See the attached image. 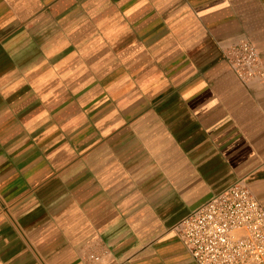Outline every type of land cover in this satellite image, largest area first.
Segmentation results:
<instances>
[{
  "label": "crops",
  "instance_id": "obj_1",
  "mask_svg": "<svg viewBox=\"0 0 264 264\" xmlns=\"http://www.w3.org/2000/svg\"><path fill=\"white\" fill-rule=\"evenodd\" d=\"M241 40L264 69V0H0V264H195L182 217L236 182L264 208Z\"/></svg>",
  "mask_w": 264,
  "mask_h": 264
},
{
  "label": "built area",
  "instance_id": "obj_2",
  "mask_svg": "<svg viewBox=\"0 0 264 264\" xmlns=\"http://www.w3.org/2000/svg\"><path fill=\"white\" fill-rule=\"evenodd\" d=\"M222 57L242 83L264 80L257 50L249 41L227 46ZM176 228L195 264H264V208L242 182L200 204Z\"/></svg>",
  "mask_w": 264,
  "mask_h": 264
}]
</instances>
